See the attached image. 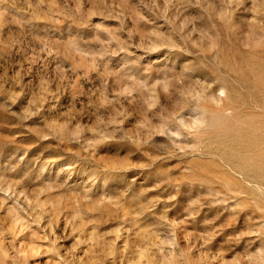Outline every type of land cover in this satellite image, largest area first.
Here are the masks:
<instances>
[{
    "label": "rangeland",
    "instance_id": "rangeland-1",
    "mask_svg": "<svg viewBox=\"0 0 264 264\" xmlns=\"http://www.w3.org/2000/svg\"><path fill=\"white\" fill-rule=\"evenodd\" d=\"M0 264H264V0H0Z\"/></svg>",
    "mask_w": 264,
    "mask_h": 264
}]
</instances>
